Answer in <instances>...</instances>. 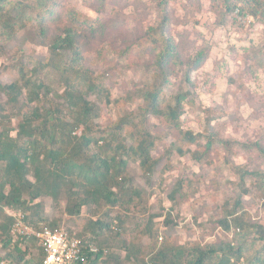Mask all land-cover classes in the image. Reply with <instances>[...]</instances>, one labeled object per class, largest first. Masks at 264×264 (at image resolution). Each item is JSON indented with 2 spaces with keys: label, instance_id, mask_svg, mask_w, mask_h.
I'll return each mask as SVG.
<instances>
[{
  "label": "trees",
  "instance_id": "1",
  "mask_svg": "<svg viewBox=\"0 0 264 264\" xmlns=\"http://www.w3.org/2000/svg\"><path fill=\"white\" fill-rule=\"evenodd\" d=\"M166 1L161 0L162 23L148 35L144 46V51L158 49L148 68V78L126 96L127 103L138 105L125 111L110 129L99 131L95 121L102 106L113 100L105 75H94L84 65L81 44L87 31H96L94 22L61 7L58 0H0V40L8 43L28 24H34L39 44L47 48L43 60L24 61L22 56L13 65L15 79L0 83V94L5 99L0 102V211L22 210L27 213L26 219L45 220L40 199L47 198L53 208L64 203V213L70 217L78 216L84 209L91 217L82 231L84 235L96 238L107 232L118 238L123 220L118 216L110 218V210L138 208L146 212L143 191L128 176L130 162L138 164L146 180H151L162 160L168 165L174 155L210 165L222 151L221 164L227 166V157L239 150L254 153L264 163L261 141L239 143L221 139L209 124L201 133L182 128L183 105L190 93L168 94L170 77L175 70L182 71L187 86L190 73L203 65L210 48H197L193 57H182L178 44L167 35ZM218 1L225 16L238 10L254 24L264 25V0ZM97 36L102 34L94 38ZM13 119L15 129L11 128ZM151 119L159 122L158 128ZM167 138H171L169 145L161 157L154 158ZM228 169L236 178L234 197L223 205L216 223L224 232L231 231L233 240L189 245L162 243L144 261L139 257L140 249L121 238L117 244L126 251L124 260L130 262L135 257L132 264H264V226L250 220L244 200L246 196L258 199L264 211V170L233 164ZM188 190L184 181H177L167 195L170 208L186 200ZM98 212L100 216L93 218ZM0 216V236L6 245L10 243L13 217ZM155 217L148 218L149 238H153L151 226ZM164 223H172L169 213L164 215ZM57 227L50 222L37 230ZM66 232L69 237L83 239L78 240L86 264H105V252L93 247L96 252L88 253L89 239ZM28 251L26 246L17 262L40 264L43 257L39 249L36 260H30ZM114 262L120 264L117 258Z\"/></svg>",
  "mask_w": 264,
  "mask_h": 264
},
{
  "label": "rangeland",
  "instance_id": "2",
  "mask_svg": "<svg viewBox=\"0 0 264 264\" xmlns=\"http://www.w3.org/2000/svg\"><path fill=\"white\" fill-rule=\"evenodd\" d=\"M61 7L73 10L76 15L94 22V34L87 31L84 47V65L94 75H105L107 87L113 103L102 106L100 116L95 121V129H110L125 111H132L138 102L127 103L126 96L140 87L148 78V68L154 61L155 53L144 46L148 35L162 23L161 0H58ZM165 8L167 35L178 44L182 57H193L197 48L208 46V58L203 65L190 73V83H183V72L176 71L170 77L168 94L189 91L190 97L184 101L182 128L201 133L206 125L213 127V133L221 139L239 143L261 141L264 143V25L254 24L248 16H229L218 0H167ZM102 34V37L96 35ZM0 40V83L12 82L16 77L13 65L23 57L24 61L43 60L47 48L36 38V27H28L18 32L8 43ZM57 87V86H56ZM0 94V102L4 101ZM30 106L27 112L30 111ZM156 128L159 122L150 120ZM16 119L11 122L15 129ZM14 135V131H12ZM171 138L163 141L153 154L159 158L169 145ZM224 153L213 158L210 165L198 164L189 156L174 155L169 164L162 160L151 180H146L138 164L130 162L127 172L137 188L143 191L146 209H112L109 217L123 220L118 238L115 233L102 232L98 237L83 234L89 214L82 209L80 214L70 217L64 213V203L57 208L47 198H41L45 220L29 218L22 210L2 209L1 214L13 217L10 225L9 241L2 244L0 236V259L17 264L24 248L29 246L30 260L38 258V247L32 238H22L11 229L16 218L23 214L25 227L37 230L43 224H58L71 235H81L92 247L106 253L105 264L135 263V257L126 262L125 250L117 244L124 239L137 246L139 257L144 261L151 252L165 244L189 245L193 243L211 244L233 240V233L224 232L216 221L221 216L223 205L234 197L236 178L228 169L230 164L246 165L249 170H264V163L255 155L237 150L227 157V166L221 164ZM189 186L186 200L170 208L168 193L177 181ZM245 209L253 223L264 226V211L261 202L246 196ZM171 215L172 223H164V215ZM0 214V215H1ZM93 218L100 216L95 213ZM94 215V214H92ZM149 215H155L151 231L153 238L146 235L150 227ZM0 216V221L2 220ZM114 222H116L114 220ZM113 222V223H114ZM77 237V236H76ZM76 239H81L78 237ZM83 240V239H81ZM27 252V253H28ZM26 256V255H25ZM24 256V260H25ZM29 260V257L26 256ZM20 261L18 264H22ZM25 264V263H24ZM241 264H246L242 262Z\"/></svg>",
  "mask_w": 264,
  "mask_h": 264
},
{
  "label": "built area",
  "instance_id": "3",
  "mask_svg": "<svg viewBox=\"0 0 264 264\" xmlns=\"http://www.w3.org/2000/svg\"><path fill=\"white\" fill-rule=\"evenodd\" d=\"M239 14L238 10L234 12ZM23 214L16 218L11 232H18L22 238H32L42 254L40 264H86V257L81 251L80 241L69 237L66 230L62 227L54 229L32 230L25 227L22 223ZM96 249L89 247L88 253H95ZM0 264H10L8 261L0 260ZM147 264H151L147 262Z\"/></svg>",
  "mask_w": 264,
  "mask_h": 264
}]
</instances>
